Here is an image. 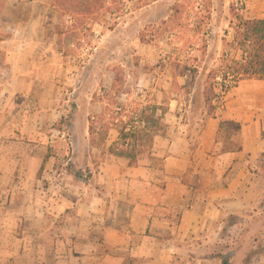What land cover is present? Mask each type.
<instances>
[{
	"label": "rangeland",
	"instance_id": "1",
	"mask_svg": "<svg viewBox=\"0 0 264 264\" xmlns=\"http://www.w3.org/2000/svg\"><path fill=\"white\" fill-rule=\"evenodd\" d=\"M15 1L0 0V41L11 34L6 18ZM53 3L60 10L57 29L63 73L42 95L48 113L56 119L52 115L46 125L49 150L38 178H55L53 182L63 188L71 178H119L136 167L148 168L155 178H170L167 159L182 152L173 145L189 136L195 144L186 151L187 173L179 178H189L184 182L195 191L203 186V178H231L232 168L222 164L221 157L241 149L232 139L241 132L240 120L247 113H256L252 120L259 125L254 131L264 137L263 89L259 97L244 96L239 105L234 103L237 89L207 101L213 88L219 95L226 82L219 77L224 54H229L227 61L236 57L225 43L233 39L232 23L237 16L264 19V0ZM114 83L121 86L115 97ZM153 106L161 109L159 131L149 126L148 140L130 143L146 150L138 165L131 167L128 159L110 151L114 144H122L119 123L108 115L106 122L99 118L109 108L121 107L130 122L136 108ZM146 114L152 115L149 110ZM212 119H220L212 123L214 135ZM104 124H111L108 130ZM92 125L97 128L94 135ZM245 172L246 178H252L251 206L224 219L223 241L212 243L209 255L220 260L208 264H249L253 256L264 255V153Z\"/></svg>",
	"mask_w": 264,
	"mask_h": 264
},
{
	"label": "crops",
	"instance_id": "2",
	"mask_svg": "<svg viewBox=\"0 0 264 264\" xmlns=\"http://www.w3.org/2000/svg\"><path fill=\"white\" fill-rule=\"evenodd\" d=\"M6 22L11 34L0 41V264L220 260L209 255L212 243L223 241L224 219L250 208L253 199L245 171L264 153V137L254 131L256 113L240 120L242 130L232 139L241 149L221 157L232 168L231 178H203L195 191L184 182L189 178H179L187 173L186 151L194 143L188 136L173 145L182 152L167 159L170 178L136 167L119 178H71L61 188L55 178H38L53 115L42 95L63 73L60 10L53 0H17ZM236 89L239 105L244 96L259 97L264 81H244ZM213 122L220 119L210 121L214 135ZM249 264H264V255Z\"/></svg>",
	"mask_w": 264,
	"mask_h": 264
},
{
	"label": "trees",
	"instance_id": "3",
	"mask_svg": "<svg viewBox=\"0 0 264 264\" xmlns=\"http://www.w3.org/2000/svg\"><path fill=\"white\" fill-rule=\"evenodd\" d=\"M231 29L234 31L233 39L231 42L225 39V43L226 48H231L235 52L236 57L227 61L229 54H224V59H222L224 66H222L219 71V77L226 81L222 84V95L216 93V87L213 88L211 97L207 99L208 103H211L214 98L227 96L231 90L238 88L240 83L244 81H264V19L245 20L237 16V22L232 23ZM228 36L229 33H226V37ZM113 89L116 90L114 94L115 97V95L120 93L121 86H117V84L114 83ZM110 101L114 102L115 98L110 97ZM111 103L109 104L110 106ZM148 110L151 112V116H147L146 113ZM159 111H161V109L158 108V106L143 110L136 108V117L130 122L125 121V112L123 113L121 107L117 108V110H110L109 108L104 111L102 117L99 119L106 122L105 118L108 115V118L118 122L120 127L118 132L122 144H114L110 150L111 154L118 158L128 159L130 161V166L136 167L140 157L146 150L141 146H137V144L131 145L130 143L148 140L151 136L148 131L149 126L155 129L154 132L159 131ZM115 114L117 116L116 118ZM104 125L107 127L105 129L108 130L111 124ZM115 125L117 124L113 126ZM95 133H97V128L92 125L90 127V134L94 135ZM42 171L43 168L41 172Z\"/></svg>",
	"mask_w": 264,
	"mask_h": 264
}]
</instances>
